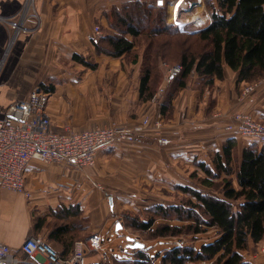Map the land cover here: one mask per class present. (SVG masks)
Here are the masks:
<instances>
[{
	"label": "crops",
	"instance_id": "1",
	"mask_svg": "<svg viewBox=\"0 0 264 264\" xmlns=\"http://www.w3.org/2000/svg\"><path fill=\"white\" fill-rule=\"evenodd\" d=\"M135 1L158 2L32 0L26 7L27 0H0V119L12 104L25 100L43 84L53 88L46 111L58 133L66 129L134 125L144 117L155 118L170 84L167 67L163 68L166 76L156 94L158 99L140 104L141 60L133 64L124 58L98 55L94 44L95 27L99 26L103 35L113 9ZM163 2L171 12V1ZM202 9L209 14L205 5ZM13 23L18 24V31L12 28ZM127 38L132 40V36ZM76 55L97 64V68L75 61ZM237 77L225 67L224 80H216L213 87L203 90L193 75L189 87L174 99L173 116L165 120L161 131L152 127L139 143L109 148L100 153L94 168L78 170L32 161L25 180L29 196L0 191V243L9 245L23 261L26 257L21 246L27 238L48 241L53 226L66 222L75 227L72 234L76 237L66 257L77 242L97 235L108 258L104 260L103 253L84 249L86 264L111 262L114 258L107 253L109 248L119 254L115 259H127L129 253L121 254L127 239L122 236L118 249L112 245L121 236L107 243L108 234L116 232L120 220V202L136 198L135 193H144L157 183L181 184L188 165L195 160L208 162L210 155L221 151L231 138L225 128L232 115L244 113L264 122V86L244 101L240 92L243 85L237 84ZM238 140L240 150L252 143L245 138ZM75 205L80 206L82 213L76 219L50 217L60 206ZM43 217L48 222L36 227L37 220ZM52 243L60 251L64 249L56 241ZM263 247L264 240L251 243L243 253L246 261L264 264ZM26 260L22 264H49L44 256Z\"/></svg>",
	"mask_w": 264,
	"mask_h": 264
},
{
	"label": "trees",
	"instance_id": "2",
	"mask_svg": "<svg viewBox=\"0 0 264 264\" xmlns=\"http://www.w3.org/2000/svg\"><path fill=\"white\" fill-rule=\"evenodd\" d=\"M205 6L209 26L182 34L167 22L165 5L130 2L113 9L109 28L94 41L98 55L124 58L133 64L141 60L140 104L154 100L165 65L182 66L181 74L170 79L160 104L159 114L165 120L173 116V101L189 87L193 75L203 90L224 80L225 67L237 73L240 85L264 76V0H205ZM73 59L97 68L82 56ZM39 89L53 92L45 84ZM238 139L228 138L208 162L194 161L204 177L195 172L192 178L216 195L175 184L173 189L182 195L178 203L149 207L145 219L127 216L125 222L117 221L122 229L141 233L132 239L143 247L130 249L127 259L96 264H252L243 253L251 243L264 240V147L251 143L240 150ZM79 216L78 205L60 206L50 215L62 221ZM47 222V217L39 218L35 226ZM74 232L75 227L64 222L53 226L46 242L67 259L65 253L76 239ZM53 241L64 249L60 251Z\"/></svg>",
	"mask_w": 264,
	"mask_h": 264
},
{
	"label": "built area",
	"instance_id": "3",
	"mask_svg": "<svg viewBox=\"0 0 264 264\" xmlns=\"http://www.w3.org/2000/svg\"><path fill=\"white\" fill-rule=\"evenodd\" d=\"M170 1L171 10L172 8L174 10L170 12L168 22L180 33L186 34L209 26L210 16L202 9L204 0ZM31 2L32 0H27L26 7H29ZM11 25L14 30H19L17 23ZM94 32L96 40L101 38L102 31L99 26L95 27ZM165 66L168 69V79L182 72L180 64ZM263 86L264 76L252 83L244 84L240 90L241 99L246 101ZM50 98L49 92L36 87L25 100L12 104L5 116L0 119V191L29 196L25 180L28 166L32 161L61 164L78 170L94 168L100 153L116 146L139 143L152 127L157 132L165 125L164 117L157 114L153 119L144 117L134 125L66 129L58 133L53 130L51 118L46 111ZM157 99L155 96L153 101ZM225 129L231 137L245 138L264 147L263 121L244 113H236L232 115L231 122ZM117 236L119 232H110L107 243H112ZM128 244L122 247V255L129 253ZM84 249L103 253L104 260L108 258L104 243L97 235L89 237L84 242H77L67 259L61 258L52 246L38 237L27 238L21 246V252L26 259L35 255L44 256L49 264H86ZM261 251L264 253V247ZM107 253L113 258L119 257L112 248H109ZM26 259L23 261L18 259L9 245L0 243V264H22L27 262Z\"/></svg>",
	"mask_w": 264,
	"mask_h": 264
},
{
	"label": "rangeland",
	"instance_id": "4",
	"mask_svg": "<svg viewBox=\"0 0 264 264\" xmlns=\"http://www.w3.org/2000/svg\"><path fill=\"white\" fill-rule=\"evenodd\" d=\"M156 3V1H155ZM166 4L165 2H159V5H164ZM205 5V2H204ZM166 6V5H165ZM157 12V11H156ZM166 12H170L169 8H166ZM168 20V17H167ZM171 66V65H170ZM164 68V67H163ZM162 68V70H163ZM165 69V68H164ZM163 80L164 77L166 76L163 70ZM195 172L197 173V177H204V174L198 170V168L194 165V162L191 165L187 166V169L185 171V175L181 176V185H187L191 186L193 188H198L202 191H207L210 192V194L216 195L215 192L213 191H208L207 189L202 188L198 181L192 178V174ZM172 181L167 182L164 181L162 183H157L152 185V187H148V190L145 191L144 193H135L136 198H128L124 199V201L120 202L121 210L120 208L118 209V216H120V219L125 222L124 217H131V216H137L141 219H145L147 217L146 214V208L147 207H152L157 204H168L170 205L171 203L175 204L180 201L181 198V193L176 192L173 189L174 184H171ZM129 196L131 194H128ZM133 196V195H132ZM141 233L136 232L132 229H125L123 228L122 230L119 231V236L117 239L114 240L112 247L117 248L121 242V238H133V236H138ZM142 235V234H141ZM128 244V243H127ZM158 249H161V246H156ZM118 249V248H117ZM86 255V250L84 251ZM253 256V255H252ZM261 261V260H260Z\"/></svg>",
	"mask_w": 264,
	"mask_h": 264
},
{
	"label": "water",
	"instance_id": "5",
	"mask_svg": "<svg viewBox=\"0 0 264 264\" xmlns=\"http://www.w3.org/2000/svg\"><path fill=\"white\" fill-rule=\"evenodd\" d=\"M111 205H112V203H111ZM120 230H122V224L118 223L116 225L115 231L119 232ZM127 242L129 243L128 248H130V249H136L138 247H143V244L136 242L135 239H132V238H127Z\"/></svg>",
	"mask_w": 264,
	"mask_h": 264
},
{
	"label": "bare ground",
	"instance_id": "6",
	"mask_svg": "<svg viewBox=\"0 0 264 264\" xmlns=\"http://www.w3.org/2000/svg\"><path fill=\"white\" fill-rule=\"evenodd\" d=\"M181 4H183V3H181ZM180 6H181V5H180ZM173 10H174V8H172V10H171V11L173 12Z\"/></svg>",
	"mask_w": 264,
	"mask_h": 264
}]
</instances>
